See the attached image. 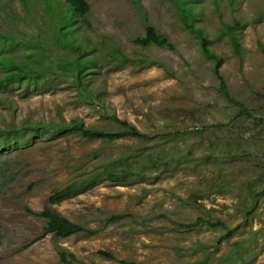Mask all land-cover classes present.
Listing matches in <instances>:
<instances>
[{
	"label": "rangeland",
	"instance_id": "rangeland-1",
	"mask_svg": "<svg viewBox=\"0 0 264 264\" xmlns=\"http://www.w3.org/2000/svg\"><path fill=\"white\" fill-rule=\"evenodd\" d=\"M27 1L28 10L0 0V33L45 47L38 65L31 62L44 84L0 90V130L34 128L0 141V264H59V245L86 264H264V0H86V22L74 24L73 36L94 62L81 83L60 61L75 55L53 37L56 14L45 19L39 0ZM182 3L222 59L228 97L214 60L182 21ZM224 24L233 26L238 53ZM146 25L174 49L135 43ZM14 50L17 57L25 48ZM117 119L147 137L60 129H121ZM119 161L125 185L99 177L47 202L55 189ZM45 205L83 230L35 240L45 219L27 209Z\"/></svg>",
	"mask_w": 264,
	"mask_h": 264
},
{
	"label": "trees",
	"instance_id": "trees-1",
	"mask_svg": "<svg viewBox=\"0 0 264 264\" xmlns=\"http://www.w3.org/2000/svg\"><path fill=\"white\" fill-rule=\"evenodd\" d=\"M21 2L24 8L28 10V1L21 0ZM39 2L42 5L45 19L47 16L50 18L52 14H56V20L53 21L51 25V30L55 40L70 47L74 52L75 57L60 60L61 62L67 64V68H64V71H68V73L71 74L73 73L75 76L74 80L77 83H81L84 77H86L89 73V65L94 62V59L92 57L84 56L90 48L81 46L80 43H76L77 37L73 36V34L75 32L74 24L79 19L86 22L85 16L89 10L88 2L86 0H39ZM183 6H185L184 3L178 7L182 21L185 22V25L191 31L196 32L200 39V46L203 53L207 57L214 60L213 68L219 80V90L228 97L225 82L219 73V67L222 59L210 50L207 35L201 28L193 26V22L189 17H187L186 8ZM220 32L222 34L226 33L229 36L233 50L238 53L240 45L238 43L237 36L234 34L233 26L224 24ZM134 42L142 46L156 45L171 50L174 49V46L169 38L160 34L152 25H146L143 36L136 37ZM19 46H22L25 50H23L22 53L20 52L18 54L19 56L16 57L13 52L15 51L14 49ZM32 48H36V50H31ZM44 53V44L38 39L33 41H24L19 40L11 34L4 35L0 33V90L12 89L14 86H18L22 89L23 93H30L31 91L37 89L39 82L44 84L45 81L42 77L45 73L44 70L33 66L31 63L33 62L38 65V57H41ZM117 121L123 126L121 129L115 128L110 131H105L91 127H84L80 122H77L74 127L63 125L60 129L65 132L75 130L87 137H101L108 139L120 138L124 136L147 137V135L140 132L134 124L120 119H117ZM26 129L34 128L31 127L28 122H25L24 126L18 130H0V141H2L4 145L16 141L19 137L26 135ZM117 166L116 162L109 164L106 163L96 174L87 176L79 181H72L60 189H55L48 196L47 202L49 204L59 203L64 199L73 197L74 195L84 191L88 186L92 185L99 179V177L109 179L115 184L125 185L128 181L127 177L129 176V172L121 163L118 167ZM27 211L45 219L42 232L35 238V240L41 239L46 234H51L56 238H65L83 230L81 225L69 220L67 217L63 216L48 205H45L42 210L37 212L31 209H27ZM93 231L94 230H88L86 233L91 234ZM56 252L59 258V264H86L82 261H78L74 253L60 245L56 247ZM99 253L110 259L114 258L109 252L100 250ZM121 263L136 264L135 262H128L124 260H122Z\"/></svg>",
	"mask_w": 264,
	"mask_h": 264
}]
</instances>
